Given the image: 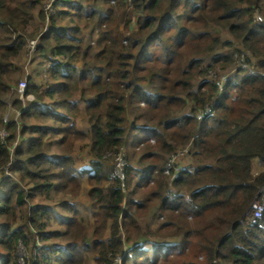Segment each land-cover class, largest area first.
<instances>
[{
  "label": "trees",
  "instance_id": "16d2710c",
  "mask_svg": "<svg viewBox=\"0 0 264 264\" xmlns=\"http://www.w3.org/2000/svg\"><path fill=\"white\" fill-rule=\"evenodd\" d=\"M47 1L0 0V264H21L20 243L25 264H264V212L249 218L264 187V0H54L48 22ZM241 55L252 69L198 119L218 90L209 72ZM25 56L48 75H26L21 97Z\"/></svg>",
  "mask_w": 264,
  "mask_h": 264
},
{
  "label": "built area",
  "instance_id": "2783aa9c",
  "mask_svg": "<svg viewBox=\"0 0 264 264\" xmlns=\"http://www.w3.org/2000/svg\"><path fill=\"white\" fill-rule=\"evenodd\" d=\"M129 2H131V0H128ZM53 2L54 0H49V2L45 5V8L47 10V22L50 16V11H53ZM259 19H261V17H259ZM38 37L36 38H29L27 43H26V51L28 53V55L31 57L33 56V53L35 52L37 46H38ZM248 63L245 59V57H243V55H241L240 57H238L237 63L235 64V66L230 69L227 70L225 72L222 73V75L216 80V82L218 83V87L219 90L222 91L224 88V85L226 83V81L228 80V78L230 77L231 73L235 72L236 69L239 68H248ZM250 66V65H249ZM27 86V81L26 79H22L19 82L18 85V91L20 93V96L23 97L24 96V92ZM29 99H33V95H29L28 96ZM215 114V109H214V104L210 103L208 104L205 109L200 110L198 113V118L199 119H203L206 116L209 115H213ZM18 116V115H17ZM17 118V117H16ZM8 117L5 116V120H7ZM0 135L2 136V138H5L8 135V131L5 129H2L0 131ZM189 145H185L179 149H182L180 151H175L172 152L169 156L168 159V164L165 168V173H167L168 175L170 174L171 176V182L174 181V179H176L179 176V171H180V165L177 164V160L176 158L179 155L184 154L185 152L189 151V148L187 147ZM127 164V152L125 147H121V149L115 153V157L113 160V169H112V176L114 178H119L122 181H124V176H125V167ZM188 197V194H186ZM251 215H250V220L253 223H256L258 221V219L262 216L263 212H264V187H261V189L258 192V195L256 196V198L254 199V201L251 204ZM42 246V243L39 242L37 245V249L35 251V255L38 254V249H40V247ZM19 252H20V263L21 264H25L27 261V257H28V251L25 248V245H23L22 243H20L19 245ZM35 261V260H33Z\"/></svg>",
  "mask_w": 264,
  "mask_h": 264
},
{
  "label": "rangeland",
  "instance_id": "374dc122",
  "mask_svg": "<svg viewBox=\"0 0 264 264\" xmlns=\"http://www.w3.org/2000/svg\"><path fill=\"white\" fill-rule=\"evenodd\" d=\"M49 2V0L47 1V3ZM46 3V4H47ZM45 4V5H46ZM136 17H137V13L136 12H134V11H132L130 8H127L124 12H123V14L121 15V17H120V21H119V26H120V28L122 29V30H125L126 29V25H127V20L129 19V25H134L135 24V21H136ZM259 17L260 16H258V19H259ZM42 25H43V23H40V24H38L37 26H38V28L39 29H42L41 27H42ZM132 31H135V29L133 28L132 29ZM28 55V54H27ZM32 57V56H31ZM21 63V62H20ZM20 65H22V67H23V77L21 78V79H27V77L28 76H30V75H32V73H33V71H38V72H40V74H43L44 75V77H46L47 75H48V73H47V68H48V63L47 64H43V63H39V60H36V61H31V60H29V58H28V56H27V58H26V56L24 57V59H23V61H22V63L20 64ZM231 68V67H230ZM248 69L249 70H251L252 69V67H250L249 65H248ZM227 69H224V68H221V67H217V68H214L211 72H209V74H208V78H210V79H212V80H214V81H216L221 75H222V73L223 72H225ZM25 75V76H24ZM26 75H27V77H26ZM36 78L39 80L40 79V77L38 76H36ZM197 83H198V81H197ZM11 106V105H10ZM10 106H9V110H8V112L6 113V116L7 117H10V116H12V113H11V110H10ZM20 113V111H18V113H16V116L15 117H18L17 115ZM80 118H81V116H80ZM153 140H155V139H153ZM189 149H190V146H187ZM181 148V147H180ZM179 149V148H178ZM177 149V150H178ZM176 150V151H177ZM180 150H182V149H179L178 151H180ZM175 152V151H174ZM188 152H185L184 154H182V155H179L177 158H176V160L178 161V160H180V159H183V158H181V157H183V156H185L186 154H187ZM170 155V154H169ZM189 160V157L188 158H186L185 159V161H188ZM168 164V163H167ZM167 164H166V166H167ZM255 167H256V170H255V172H257L259 169H260V162H258V160H256L255 161ZM171 175L169 174V180H171V177H170ZM88 187V185H87V183H84V185H83V188H87ZM147 187L148 186H145L144 187V189H147ZM185 194H187V193H185ZM187 196V195H186ZM83 197V196H82ZM82 200H83V198H81ZM141 219H140V222H141V224H142V226L143 227H145V225H146V223H147V218H146V216H142V217H140ZM196 253H197V249H196V247L195 246H191V248H190V250H189V255H188V257H187V259H190V260H192V259H195L196 258ZM199 257L201 258V259H203V256L201 255V254H199ZM92 261H93V259H91ZM215 262H218V260H215Z\"/></svg>",
  "mask_w": 264,
  "mask_h": 264
},
{
  "label": "clouds",
  "instance_id": "9594fccd",
  "mask_svg": "<svg viewBox=\"0 0 264 264\" xmlns=\"http://www.w3.org/2000/svg\"><path fill=\"white\" fill-rule=\"evenodd\" d=\"M234 67V66H233ZM233 67H231V69L233 68ZM240 69V68H239ZM239 69H236L235 70V72H233V73H231V75H230V77L232 76V75H234L235 73H236V71L237 70H239ZM230 70V69H229ZM227 71V70H226ZM230 77L228 78V80L230 79ZM228 80L226 81V83H225V85H224V88H223V90L222 91H220L219 90V87H218V90H217V93L215 94V96H214V98H213V104H214V109H215V113H216V103L217 102H219V97L224 93V91H225V87H226V84H227V82H228ZM26 88H27V86H26ZM26 90V89H25ZM30 95H33V94H30ZM29 96V95H28ZM33 99H29L28 97V99L29 100H34L35 99V96L33 95ZM213 115H215V114H213ZM209 116H212V115H209ZM209 116H206L205 118H203V120H205V119H207ZM199 119V118H198ZM188 145V144H187ZM124 147H125V149H126V152H127V148H126V146L124 145ZM7 173H9V172H7Z\"/></svg>",
  "mask_w": 264,
  "mask_h": 264
},
{
  "label": "crops",
  "instance_id": "0c3cea01",
  "mask_svg": "<svg viewBox=\"0 0 264 264\" xmlns=\"http://www.w3.org/2000/svg\"><path fill=\"white\" fill-rule=\"evenodd\" d=\"M81 165H82V164H79V167H82Z\"/></svg>",
  "mask_w": 264,
  "mask_h": 264
}]
</instances>
